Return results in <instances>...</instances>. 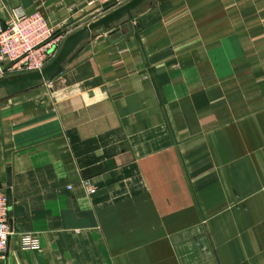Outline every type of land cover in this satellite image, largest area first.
I'll return each instance as SVG.
<instances>
[{"label":"crops","instance_id":"0c3cea01","mask_svg":"<svg viewBox=\"0 0 264 264\" xmlns=\"http://www.w3.org/2000/svg\"><path fill=\"white\" fill-rule=\"evenodd\" d=\"M90 1L0 18L70 34L108 13ZM131 24L1 95L0 181L25 215L0 264H264V0H152Z\"/></svg>","mask_w":264,"mask_h":264},{"label":"built area","instance_id":"2783aa9c","mask_svg":"<svg viewBox=\"0 0 264 264\" xmlns=\"http://www.w3.org/2000/svg\"><path fill=\"white\" fill-rule=\"evenodd\" d=\"M130 0H91L89 6L98 11L120 7ZM107 5V6H105ZM102 13V12H101ZM3 27L0 18V78L18 73L41 70L51 62L61 49L68 31L51 27L45 16L39 12H25L14 9ZM89 186V192L95 189ZM15 228L9 217L8 199L0 189V257L8 250ZM38 241L32 235L24 236V247H37Z\"/></svg>","mask_w":264,"mask_h":264},{"label":"water","instance_id":"95a60500","mask_svg":"<svg viewBox=\"0 0 264 264\" xmlns=\"http://www.w3.org/2000/svg\"><path fill=\"white\" fill-rule=\"evenodd\" d=\"M151 2L152 0H130L126 4L111 10L90 24L70 33L66 37L55 58L41 70L28 71L0 78V97L1 95L12 96L19 94L43 82L54 79L63 69L68 59L79 51L88 40L93 38L96 30L100 28H103L105 31L112 33L117 32L124 35L123 29L129 27L130 32H133L131 22L134 19V14ZM122 21H126L125 25H122L120 29H115V26ZM2 24L3 27L6 28V23L4 21H2ZM12 185V169L8 167L6 185L0 181V189L4 190L6 193L9 217L14 226L15 218L25 215V207L14 202Z\"/></svg>","mask_w":264,"mask_h":264},{"label":"rangeland","instance_id":"374dc122","mask_svg":"<svg viewBox=\"0 0 264 264\" xmlns=\"http://www.w3.org/2000/svg\"><path fill=\"white\" fill-rule=\"evenodd\" d=\"M91 8L94 9L93 7H91ZM110 10H111V8H109V9H105L104 11H105V12H106V11L109 12ZM104 11H103V12H104ZM94 12H95V10H93V11L91 12L92 15L94 14ZM103 12H102V13H103ZM98 15H100V13L97 14L96 16H98ZM94 17H95V16H94ZM103 30H104L103 28H100V29L96 30L95 34H96V33H99V32H103Z\"/></svg>","mask_w":264,"mask_h":264}]
</instances>
